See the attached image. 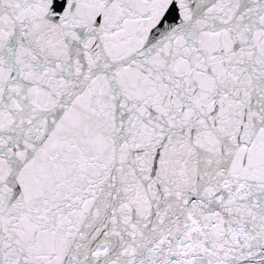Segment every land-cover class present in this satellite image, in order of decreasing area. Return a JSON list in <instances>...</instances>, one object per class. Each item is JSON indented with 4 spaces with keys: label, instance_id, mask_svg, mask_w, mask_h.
Here are the masks:
<instances>
[{
    "label": "snow or ice",
    "instance_id": "obj_1",
    "mask_svg": "<svg viewBox=\"0 0 264 264\" xmlns=\"http://www.w3.org/2000/svg\"><path fill=\"white\" fill-rule=\"evenodd\" d=\"M0 264H264V0H0Z\"/></svg>",
    "mask_w": 264,
    "mask_h": 264
}]
</instances>
